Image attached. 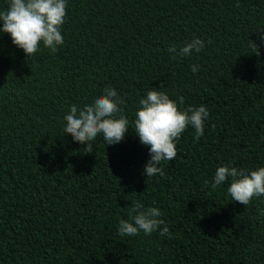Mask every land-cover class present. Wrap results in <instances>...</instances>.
<instances>
[{"label":"trees","instance_id":"obj_1","mask_svg":"<svg viewBox=\"0 0 264 264\" xmlns=\"http://www.w3.org/2000/svg\"><path fill=\"white\" fill-rule=\"evenodd\" d=\"M66 12L55 53L41 42L28 58L0 32V264H264V196L245 206L231 178L213 187L220 166L264 167V0H66ZM194 38L200 52L168 51ZM108 87L125 138L74 141L64 117ZM152 87L209 115L146 177L135 120ZM136 203L159 208L170 235L121 236Z\"/></svg>","mask_w":264,"mask_h":264},{"label":"clouds","instance_id":"obj_2","mask_svg":"<svg viewBox=\"0 0 264 264\" xmlns=\"http://www.w3.org/2000/svg\"><path fill=\"white\" fill-rule=\"evenodd\" d=\"M66 14V0H10L8 9L0 11V21L3 22L0 32L10 34L13 44L23 49L28 58L38 52L41 42L55 53L58 46L64 44L61 26ZM261 39L264 40V36ZM252 43L255 46L254 54L259 56L258 45ZM204 47V40L194 38L179 50L173 45L168 51L184 57L192 55L193 50L200 52ZM198 69V65L192 66L193 73ZM139 103L135 134L140 143L149 148L151 157L144 168V175L162 176L164 170L159 167L161 162L172 161L177 155L175 140L189 125L195 129L197 140L203 136L204 122L209 111L204 105L182 111L178 108L177 101L155 87ZM183 103V98H179V104ZM122 104L123 100L115 89L105 88L104 94L97 97L91 105H85L83 109L71 106L70 113L64 117V131L71 134L74 141L86 146L98 134H103L108 145L119 143L129 130V121L120 107ZM226 178L232 180L228 188L232 201L247 206L253 197L264 196V167L249 173L231 165L220 166L216 169L213 187L221 185ZM161 214L157 207L145 208L143 204L136 203L129 212L131 221L120 220L119 234L136 236L142 231L145 235H150L160 229L161 236L170 235L168 226L159 219ZM261 214L264 215V212Z\"/></svg>","mask_w":264,"mask_h":264}]
</instances>
